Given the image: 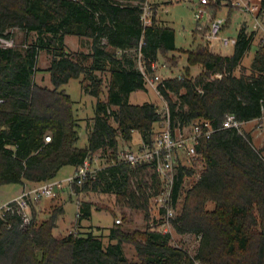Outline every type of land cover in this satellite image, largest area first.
Masks as SVG:
<instances>
[{
  "label": "trees",
  "instance_id": "1",
  "mask_svg": "<svg viewBox=\"0 0 264 264\" xmlns=\"http://www.w3.org/2000/svg\"><path fill=\"white\" fill-rule=\"evenodd\" d=\"M143 1L0 0V37L13 39V29L24 33L19 44L0 46V186L53 181L62 167L76 169L94 153L109 152L95 178L74 184V192L112 194L119 205L145 212L149 198L159 191V180L147 164L117 160L119 138L130 143L136 132L150 141L166 114L171 127L208 119L215 128H221L227 115L242 123L261 116L264 46L255 51L250 74H234L254 35L244 27L231 55L214 52L205 43L181 51L187 61L184 77L166 78L157 88L166 114L152 102L130 103V94L148 88L136 65L139 54L151 72L159 55L173 59L168 53L176 50L174 30L154 13L152 24L142 25ZM212 7L216 16L222 6ZM259 7L262 15L264 0ZM65 36L89 39L90 53L67 52ZM42 51L51 56L47 73L52 89L34 82ZM192 66L201 67L195 77L189 74ZM102 71L110 75L105 100L99 99L101 79L95 74ZM81 76V82H87L81 83L83 92L96 98L84 148L75 146L80 125L73 101L62 88ZM198 153L203 171L172 221L177 233L199 237L193 258L172 246L168 233H130L116 225L109 229L105 245L90 231L54 236L56 214L39 223L32 218L22 226L19 214L6 212L0 218V264H264V146L254 148L249 133L221 128L200 143ZM191 173L189 168L178 171L173 205L181 195L183 176ZM92 206L89 200L79 203L77 224L91 218ZM126 242L134 245L137 261L126 258Z\"/></svg>",
  "mask_w": 264,
  "mask_h": 264
},
{
  "label": "rangeland",
  "instance_id": "2",
  "mask_svg": "<svg viewBox=\"0 0 264 264\" xmlns=\"http://www.w3.org/2000/svg\"><path fill=\"white\" fill-rule=\"evenodd\" d=\"M259 1L260 0H252L256 5H259ZM147 2L152 6V12L157 20L174 30L176 47L175 51L168 53V57L173 56V59L159 55L155 62L157 66L156 69L147 73L150 76L158 75L161 79L178 76L182 79L184 77V69L187 66V61L186 55L181 51L194 50L204 43L200 37V33L195 30L197 23L194 18V12L198 7V0H184L180 2H173L171 0H147ZM208 11L213 15L214 9L209 8ZM215 12L217 17L227 18L228 24L225 27L224 33L229 37H236L241 27H244L246 31L250 33V29L254 25L252 18L239 10L234 9L229 11L227 7H221ZM259 18V23H261L262 26H257L258 31L253 32L254 35L250 49L246 52L240 66L234 72L236 76L250 74V66L255 51L260 45H264V11ZM10 31L14 34V44H19L24 39V33L22 31L18 29ZM64 47L67 52L90 53L91 45L90 40L87 38L65 36ZM233 48L234 47L230 46L221 50L215 49L214 52L221 53L222 55H231ZM50 61L51 56L49 54L44 51L39 53L34 74V82L39 86L52 89L53 86L50 82L49 74L47 73ZM136 63L138 67L139 62L137 61ZM200 71V66H192L190 67L189 74L191 77H195ZM95 74L101 79L102 93L99 99L105 100L110 78L109 72L102 71L95 72ZM82 77L83 76L78 79H70L69 82L62 87L73 101L75 117L80 125L78 128V140L75 145L78 148L87 146L89 129L91 128L92 118L94 116V104L96 102V98L83 92L81 86L87 82L82 83ZM216 77H219V75H216ZM173 99L175 98L173 97ZM129 102L132 104L152 102L158 106V109L163 114L166 112V104L162 98L158 96L155 89L150 86H148L146 91H136L131 94L129 96ZM241 133H249L252 136V145L254 148H262L264 146V119L246 122L241 127ZM133 134V141L130 143H125L122 139H118L120 150L135 149L138 146L137 143L141 139L139 137L140 135L136 132ZM108 157L109 152L94 153L91 159L93 166H105ZM203 168L204 164L200 159L193 163L192 168H189L192 170V173L183 180L181 195L177 203L173 205L171 216L166 210H164V213H161L162 211L157 208L153 200L154 195L149 198L148 208L144 212L142 210H135L127 206L119 205L118 202H116L115 196L112 194H76L71 185L64 183L59 189V192L55 195L51 197H40L32 201L29 207V217L34 218L35 222L39 223L48 219L51 214H56V227L52 230L54 236L63 237L69 233H84L90 231L100 236L105 245L109 243V239L107 238L109 229L116 225H119L123 231H129L130 233L133 231L141 233L146 230H153L163 234L168 233L170 235V244L182 249L193 258L198 248L199 237L194 233H177L172 221L181 213L185 194L199 178ZM73 172V166H64L58 171L55 180L64 181L68 176L72 175ZM19 190L20 188L16 184L0 186V205L7 198L16 195ZM82 200H89L92 202V214L89 220H83L81 221L83 224H77V208ZM207 208L212 209L213 205L209 203ZM116 220H119L120 223L117 224ZM136 236L137 239L140 240L141 236H139V234ZM111 242L114 243L115 241ZM123 251L128 260L137 261V253L132 243H123ZM193 264L200 263L195 260Z\"/></svg>",
  "mask_w": 264,
  "mask_h": 264
},
{
  "label": "built area",
  "instance_id": "3",
  "mask_svg": "<svg viewBox=\"0 0 264 264\" xmlns=\"http://www.w3.org/2000/svg\"><path fill=\"white\" fill-rule=\"evenodd\" d=\"M180 2L184 0H171ZM142 7L141 21L144 27L152 24V6L144 0L140 3ZM227 7L229 10H239L252 18L254 25L250 32L258 31L261 27L260 7L252 2V0H198V7L194 12L196 20L195 30L200 33L203 42L213 50H221L227 47H234L237 42L236 37L225 35L224 30L228 24L227 18L213 16L208 9L214 5ZM264 27V26H263ZM262 27V28H263ZM264 29V28H263ZM13 39H5L0 37V46L13 47ZM264 46V45H263ZM139 70L143 74L147 87L150 86L158 93V85L163 82L158 75L150 76L138 57ZM156 63L151 64V71L156 69ZM180 79V76H178ZM160 97V96H159ZM166 109V108H165ZM165 114L167 110H165ZM264 119V108L261 116L255 120ZM254 120V121H255ZM245 123L239 122L233 115H227L222 123L221 128H233L241 133V127ZM221 128H215L210 120L202 119L191 123L170 126L169 117L166 114L164 120L160 123L158 131L154 133L150 141L140 139L135 149H119L116 153L119 162H125L130 165L147 164L151 166L159 180V191L154 195V202L157 208L166 210L172 214V190L174 187L176 175L182 168H192L193 163L199 159L201 155L198 153V146L202 141L211 137V135ZM50 137L46 136L45 141H49ZM104 167V166H103ZM103 167H94L90 159H85L83 164L76 168L72 175L68 176L64 181H49L38 184L30 189H25L17 197L4 203L0 207V218L6 212H16L22 218V226L30 223L29 217L30 203L40 197H51L55 195L64 183L71 185H81L86 179H94L96 172ZM187 176H183V180ZM56 190V191H55ZM78 209V208H77ZM78 214V210H77ZM117 224L120 223L116 220Z\"/></svg>",
  "mask_w": 264,
  "mask_h": 264
},
{
  "label": "crops",
  "instance_id": "4",
  "mask_svg": "<svg viewBox=\"0 0 264 264\" xmlns=\"http://www.w3.org/2000/svg\"><path fill=\"white\" fill-rule=\"evenodd\" d=\"M157 19V18H156ZM193 32V31H192ZM135 93V92H134ZM133 94V93H132ZM131 95V94H130ZM140 137V136H139ZM75 170V169H74ZM56 179V178H55ZM54 179V180H55ZM36 185H38V184H35V183H29V182H26V183H24V184H22V185H18L19 186V188H20V190H19V192H17V194L16 195H14V196H12V197H9V198H7L1 205H0V207L4 204V203H6V202H8V201H10L11 199H13V198H15V197H17L22 191H24L25 189H30V188H32L33 186H36ZM58 193V192H57ZM82 224H83V222H81ZM81 224V225H82Z\"/></svg>",
  "mask_w": 264,
  "mask_h": 264
},
{
  "label": "water",
  "instance_id": "5",
  "mask_svg": "<svg viewBox=\"0 0 264 264\" xmlns=\"http://www.w3.org/2000/svg\"><path fill=\"white\" fill-rule=\"evenodd\" d=\"M56 191V190H55Z\"/></svg>",
  "mask_w": 264,
  "mask_h": 264
}]
</instances>
